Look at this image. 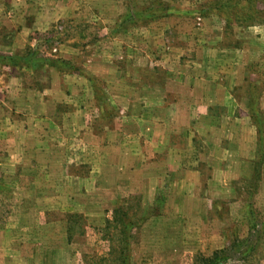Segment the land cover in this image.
Here are the masks:
<instances>
[{
    "label": "rangeland",
    "instance_id": "1",
    "mask_svg": "<svg viewBox=\"0 0 264 264\" xmlns=\"http://www.w3.org/2000/svg\"><path fill=\"white\" fill-rule=\"evenodd\" d=\"M0 54V264H264V174L210 180L264 0H0Z\"/></svg>",
    "mask_w": 264,
    "mask_h": 264
},
{
    "label": "crops",
    "instance_id": "2",
    "mask_svg": "<svg viewBox=\"0 0 264 264\" xmlns=\"http://www.w3.org/2000/svg\"><path fill=\"white\" fill-rule=\"evenodd\" d=\"M244 120L230 119L228 126H223L221 136L217 138L218 142L223 141L226 145L222 148L221 157L211 168L212 186L220 191L232 190L233 180L236 178H249L256 172L264 174V156H262L261 142L258 138L256 124L252 122L251 117ZM223 119V118H222ZM242 124V133H238L234 128L235 124ZM254 123V124H253ZM240 125L237 127L240 131ZM222 124L217 127L219 129ZM264 183V182H262ZM264 187V186H262ZM264 208V207H263ZM250 213V210L248 211ZM238 228L242 230L241 237L247 232L243 219L238 224ZM259 246L264 244V233L257 238Z\"/></svg>",
    "mask_w": 264,
    "mask_h": 264
},
{
    "label": "trees",
    "instance_id": "3",
    "mask_svg": "<svg viewBox=\"0 0 264 264\" xmlns=\"http://www.w3.org/2000/svg\"><path fill=\"white\" fill-rule=\"evenodd\" d=\"M237 1H239V0H237ZM0 58L1 59L3 58L6 61V64H14V63L17 62V60L23 59L22 56H17V55L16 56H14V55H1V54H0ZM251 117L253 118V115H251ZM254 123L256 124V128H257L258 134H261L262 131H263V127H264V121L263 122H258V119H257V120H254ZM259 140L261 142L262 156H264V154H263L264 144L261 141V136L259 137ZM252 228H253V230H255V228H257L256 224L255 225H252ZM258 233L259 234H263L264 233V229L261 230V231H259ZM220 254H221V250H215L211 254V256H209V257H200V260L207 261V262H209V264H220L219 263V259H218V257H219Z\"/></svg>",
    "mask_w": 264,
    "mask_h": 264
}]
</instances>
